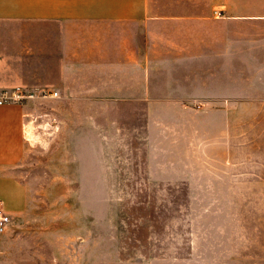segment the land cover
I'll use <instances>...</instances> for the list:
<instances>
[{
	"label": "rangeland",
	"instance_id": "1",
	"mask_svg": "<svg viewBox=\"0 0 264 264\" xmlns=\"http://www.w3.org/2000/svg\"><path fill=\"white\" fill-rule=\"evenodd\" d=\"M227 4L150 0L156 16ZM50 66V51L37 55L33 34L0 36L3 89L50 91L57 80ZM4 109V137L17 136L20 149L11 164L0 165V180L15 182L4 189L16 185L22 202L3 199L12 210L0 233V264H264V145L245 148L251 144L244 142L242 117L231 119L229 149L227 119H197L190 109L180 122L148 119L145 103L136 119L131 103H93L95 150L88 157L77 148L78 135L53 132V101Z\"/></svg>",
	"mask_w": 264,
	"mask_h": 264
},
{
	"label": "crops",
	"instance_id": "2",
	"mask_svg": "<svg viewBox=\"0 0 264 264\" xmlns=\"http://www.w3.org/2000/svg\"><path fill=\"white\" fill-rule=\"evenodd\" d=\"M16 23L35 31L0 30V36L33 34L37 55L50 51L57 79L50 91H26L33 95L28 102L53 101V132L78 135L77 148L88 157L95 150L92 104L104 102L131 103L136 119L140 103L148 119L180 122L188 109L197 119H227L223 136L229 149L235 138L231 119L242 117L244 142L251 144L245 148H263L264 0H228L226 9L169 16L153 14L150 0H0V26ZM6 84L0 79V88ZM109 86L114 94L105 92ZM7 106L0 107L3 166L20 149L17 136L4 137ZM13 183L0 180L6 212L12 206L4 198L22 202L16 185L13 192L4 189Z\"/></svg>",
	"mask_w": 264,
	"mask_h": 264
},
{
	"label": "built area",
	"instance_id": "3",
	"mask_svg": "<svg viewBox=\"0 0 264 264\" xmlns=\"http://www.w3.org/2000/svg\"><path fill=\"white\" fill-rule=\"evenodd\" d=\"M54 97L58 96V93H52ZM33 99V95L27 93L26 91L16 88L13 91H7L0 88V107L11 105V104H21L26 103ZM11 222L10 215L5 211L2 202L0 201V233L4 232L5 229Z\"/></svg>",
	"mask_w": 264,
	"mask_h": 264
}]
</instances>
